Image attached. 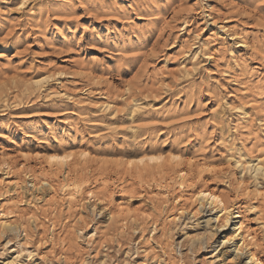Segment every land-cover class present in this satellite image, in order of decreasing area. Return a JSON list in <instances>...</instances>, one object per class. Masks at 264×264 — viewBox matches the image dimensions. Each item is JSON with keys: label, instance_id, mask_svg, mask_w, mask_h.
Masks as SVG:
<instances>
[{"label": "rangeland", "instance_id": "1", "mask_svg": "<svg viewBox=\"0 0 264 264\" xmlns=\"http://www.w3.org/2000/svg\"><path fill=\"white\" fill-rule=\"evenodd\" d=\"M151 150L182 162L123 164ZM239 155L264 166V0H0V264H264Z\"/></svg>", "mask_w": 264, "mask_h": 264}, {"label": "bare ground", "instance_id": "2", "mask_svg": "<svg viewBox=\"0 0 264 264\" xmlns=\"http://www.w3.org/2000/svg\"><path fill=\"white\" fill-rule=\"evenodd\" d=\"M241 46L246 48L247 44L242 43ZM44 79L45 78L36 80L35 84L41 83L42 80H44ZM63 150L64 149H62V151H53V153H50L48 155L46 154L47 159H48L46 161H48L49 164H51V166L52 165L58 166V167L63 169L64 166H66L67 164H69V162L71 160H73L75 155L79 156L80 159H82V160L84 159V161L88 158V153L86 151H80L79 153L76 154V153H73L72 151L67 152V150L66 151H63ZM53 157L62 158V159H52ZM144 157H158L159 159H157L156 161H152V160H145ZM173 157H179V159H173ZM244 158H245V156H240L237 159L235 158L233 160V168L236 171H238V174L240 175V178L238 181V186H242L244 184L245 180H243V174L245 173V171H247L250 175V178H253V185H254L253 188L255 189L254 193L256 195H260L264 191L263 189H262L263 191L261 190V187H262L261 182H264V166L261 164V161L258 159L256 161H246ZM181 160H182L181 156L179 154L174 153V152L167 153V152H162V151H158V150H151V151H141V152H137V153H129L124 157L123 164L125 165L126 168H128L130 170H132V169L138 170L139 169L140 171H144V170H146V168H153V167L160 169L165 161L173 162L174 164L179 165L182 162ZM130 162H132V163H130ZM183 175L184 174H180L179 178L182 179ZM245 189H246V187H245ZM195 200H197L200 205L206 204V205H209V207H211V208L213 207L215 209V219L218 220L219 217H221L222 215L224 216V222L226 223V227H228L229 233L225 234L223 236V239L224 240L235 239L234 250L236 252L241 251L240 249L243 246L244 242L246 240H248L249 235L247 234V236L245 237L246 227H245L244 222L242 221V217L239 215V213L238 212L232 213V211H229L224 206L222 199L220 197H218L217 195L213 194L208 189L200 190L196 194ZM219 213H221V214L219 215ZM113 214L111 212L108 213L109 221L113 220ZM228 223H230V224L228 225ZM10 226H11L10 224H7V221L2 220L0 222V228L3 231H6ZM184 235H185V237H187V239H196L197 238V241L200 245L201 244L200 240L202 238H204V236L207 237L208 239H211L212 236H214V233H211V230L208 227L204 232L195 235V237L191 236L188 238V236H186V235H188L187 233ZM194 241H196V240H194ZM250 245H251V243H250V241H248L244 247L248 252L247 260L249 261L250 264H262V262L254 255V253L252 251H250V249L248 247ZM9 263H7V264H9Z\"/></svg>", "mask_w": 264, "mask_h": 264}, {"label": "snow or ice", "instance_id": "3", "mask_svg": "<svg viewBox=\"0 0 264 264\" xmlns=\"http://www.w3.org/2000/svg\"><path fill=\"white\" fill-rule=\"evenodd\" d=\"M86 155V154H85ZM52 159H62V158H57V157H53ZM145 160H152V161H156L157 159H159L158 157H144ZM173 159H179V157H173ZM132 163V162H130Z\"/></svg>", "mask_w": 264, "mask_h": 264}]
</instances>
